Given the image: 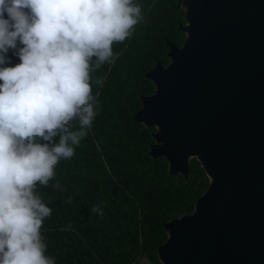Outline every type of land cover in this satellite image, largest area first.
<instances>
[{
	"label": "water",
	"instance_id": "1",
	"mask_svg": "<svg viewBox=\"0 0 264 264\" xmlns=\"http://www.w3.org/2000/svg\"><path fill=\"white\" fill-rule=\"evenodd\" d=\"M179 46L144 73L132 119L153 128L147 155L207 185L190 212L164 223L160 264H264V0H175Z\"/></svg>",
	"mask_w": 264,
	"mask_h": 264
},
{
	"label": "trees",
	"instance_id": "2",
	"mask_svg": "<svg viewBox=\"0 0 264 264\" xmlns=\"http://www.w3.org/2000/svg\"><path fill=\"white\" fill-rule=\"evenodd\" d=\"M133 3L141 7L142 19L128 38L113 43L114 59L99 66L95 57L91 61L97 115L87 136L74 146L71 158H61L48 185L37 184L35 189L52 210L40 233L45 255L55 264H136L142 257L160 264L156 248L165 239L164 223L190 212L207 185L194 158L188 161L186 176L168 175L163 157L147 155L153 128L132 119L140 96L153 91L144 73L156 62L167 64L166 40L177 46L183 40L177 27L183 12L175 0ZM22 47L17 40L0 67L18 64L19 56L13 53ZM70 125L78 130V118ZM53 139L58 142L59 137ZM38 142L48 143L40 138ZM94 205L102 215L91 211Z\"/></svg>",
	"mask_w": 264,
	"mask_h": 264
},
{
	"label": "clouds",
	"instance_id": "3",
	"mask_svg": "<svg viewBox=\"0 0 264 264\" xmlns=\"http://www.w3.org/2000/svg\"><path fill=\"white\" fill-rule=\"evenodd\" d=\"M140 19L133 0H0V65L17 40L23 44L13 53L20 62L0 67V264H55L40 233L52 210L36 186L74 155L97 115L93 57L96 66L111 62L113 43ZM91 211L103 214L99 205Z\"/></svg>",
	"mask_w": 264,
	"mask_h": 264
},
{
	"label": "rangeland",
	"instance_id": "4",
	"mask_svg": "<svg viewBox=\"0 0 264 264\" xmlns=\"http://www.w3.org/2000/svg\"><path fill=\"white\" fill-rule=\"evenodd\" d=\"M136 264H151L147 259L141 258Z\"/></svg>",
	"mask_w": 264,
	"mask_h": 264
}]
</instances>
